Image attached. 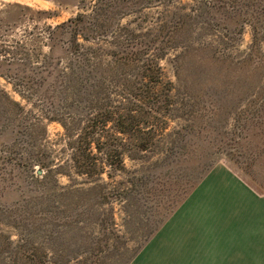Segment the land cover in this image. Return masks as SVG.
I'll use <instances>...</instances> for the list:
<instances>
[{
	"label": "rangeland",
	"instance_id": "obj_1",
	"mask_svg": "<svg viewBox=\"0 0 264 264\" xmlns=\"http://www.w3.org/2000/svg\"><path fill=\"white\" fill-rule=\"evenodd\" d=\"M101 2L0 0V264H264V0H113L110 37L168 23L178 104L159 148L116 178L137 186L108 200L59 170L70 152L50 120L71 61L55 28Z\"/></svg>",
	"mask_w": 264,
	"mask_h": 264
},
{
	"label": "trees",
	"instance_id": "obj_2",
	"mask_svg": "<svg viewBox=\"0 0 264 264\" xmlns=\"http://www.w3.org/2000/svg\"><path fill=\"white\" fill-rule=\"evenodd\" d=\"M112 3L104 0L90 13H80L55 28L62 37L69 36L65 52L71 56L68 72L57 77L63 86L64 111L50 118L64 128L65 147L70 152L58 168L70 179L72 173L85 178L92 184L87 193L98 200L112 199V190L120 186H137L134 179L116 178L127 172L126 158L137 162L159 148L161 133L168 129L172 108L178 104L175 85L166 78L161 64L172 47V41L158 39L168 23L161 25L153 39L142 40L152 33L144 35L119 23L110 37L118 12L125 10L117 3L111 7ZM80 106L82 113L76 110ZM39 164L48 174L53 173L50 163ZM112 184L114 188H110ZM122 190L119 198L128 200L129 192ZM39 262L34 257L24 264L43 263Z\"/></svg>",
	"mask_w": 264,
	"mask_h": 264
},
{
	"label": "crops",
	"instance_id": "obj_3",
	"mask_svg": "<svg viewBox=\"0 0 264 264\" xmlns=\"http://www.w3.org/2000/svg\"><path fill=\"white\" fill-rule=\"evenodd\" d=\"M234 190H233V192H235V193H240V191L242 190V186L240 185V184H237L236 183V185H235V183H234ZM210 188H212V190L214 189V184H212V185H210ZM218 190V189H217ZM262 204V205H261ZM261 206H260V208L261 209H263L262 211H264V201H261ZM243 252L244 253H246V255L244 256V257H246L247 259H248V261H250V259H251V257H252V249H250V248H248V249H244L243 250ZM256 257V260H257V256H255ZM261 260H262V257L260 258ZM234 262V261H233ZM233 264H235V263H233Z\"/></svg>",
	"mask_w": 264,
	"mask_h": 264
},
{
	"label": "water",
	"instance_id": "obj_4",
	"mask_svg": "<svg viewBox=\"0 0 264 264\" xmlns=\"http://www.w3.org/2000/svg\"><path fill=\"white\" fill-rule=\"evenodd\" d=\"M39 174H42V171H39Z\"/></svg>",
	"mask_w": 264,
	"mask_h": 264
}]
</instances>
